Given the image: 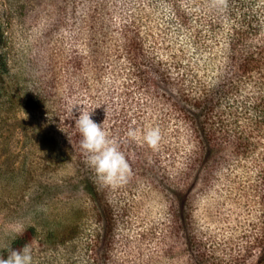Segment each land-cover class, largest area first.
Returning <instances> with one entry per match:
<instances>
[{
  "label": "trees",
  "instance_id": "trees-1",
  "mask_svg": "<svg viewBox=\"0 0 264 264\" xmlns=\"http://www.w3.org/2000/svg\"><path fill=\"white\" fill-rule=\"evenodd\" d=\"M60 2L63 30L36 39L15 32L11 8L0 0V128L26 115L36 149L20 199L29 210L62 207L61 227L29 224L0 256L29 244L32 264H106L119 231L143 223L132 205L142 186L145 197L164 202L162 236L208 262L207 242L215 240L193 226L194 196L216 167L229 178L241 166L251 191L236 193L245 196L239 204L253 244L234 264H264V0H227L222 10L210 0ZM94 85L106 90L93 92ZM72 102L110 128L130 165L127 182L104 186L86 163ZM139 124L160 128L156 149L142 132L127 138ZM24 142L16 133L3 144L21 145L25 154Z\"/></svg>",
  "mask_w": 264,
  "mask_h": 264
},
{
  "label": "rangeland",
  "instance_id": "rangeland-1",
  "mask_svg": "<svg viewBox=\"0 0 264 264\" xmlns=\"http://www.w3.org/2000/svg\"><path fill=\"white\" fill-rule=\"evenodd\" d=\"M5 1L11 8L14 29L19 35L38 39L45 33L60 34L63 30L64 24H59V21L64 16L65 9H62L63 4L60 0ZM97 88L103 92L106 90V87L94 85L93 92ZM82 102L84 103V100ZM26 117L24 114L14 115L4 128H0V250L29 224L34 223L39 228L54 226L57 229L62 226L61 206H41L29 210L23 208L26 204L25 199H20L22 185L27 179V159L31 152L36 150L31 147L33 134L29 128L32 121ZM135 130L139 138L143 132L141 125L139 124ZM107 131L111 133L110 128ZM16 133L27 142L28 150L24 151L26 155L21 152V145L3 144ZM173 160L167 159L165 162ZM170 171L175 172L176 169ZM226 171V167H216L213 178L206 186L200 187L193 201V226L207 231L215 240L207 242L209 246L207 253L210 254L208 262H195L186 256L178 242H173L171 237L167 238L168 235L162 236L160 227L163 226L164 202L154 194L145 197V189L138 186L137 198L132 205L135 213L138 210L137 214L143 223L139 226L129 224L123 231H119V239L114 242V248H111L106 264H234L237 258L246 256L244 250L253 244L246 242L249 239L246 223L249 222L250 216L246 215L247 210L242 211L239 204L245 196H239L236 192L244 194L243 191L237 190L244 186V189H248L244 191L249 194L251 180L246 179L248 171L243 173L244 177L241 176L243 172L241 166L233 170L229 178L224 174ZM152 226L156 227L154 235L150 233ZM71 243H68V246ZM48 251L49 249L41 251V254H48ZM100 253L101 249L98 248V255ZM59 255L58 253L56 258ZM77 262L75 264H81L80 260ZM84 263L87 264L85 261L82 264Z\"/></svg>",
  "mask_w": 264,
  "mask_h": 264
},
{
  "label": "clouds",
  "instance_id": "clouds-1",
  "mask_svg": "<svg viewBox=\"0 0 264 264\" xmlns=\"http://www.w3.org/2000/svg\"><path fill=\"white\" fill-rule=\"evenodd\" d=\"M210 4L212 7L222 10L226 9L227 0H210ZM74 110L79 113L78 117H75V128L81 137L79 146L86 156V163L94 170L98 180L102 185L111 188H116L127 182L131 169L117 141L110 138L104 130L103 124H98L92 119V111L87 110L86 105L72 102L68 109L70 118H73ZM61 131L64 130L61 128ZM126 136L131 140H136L138 133L135 129L130 128ZM142 139L149 147L156 149L162 139L160 128L157 126L144 129ZM7 249L8 256L6 259L0 256V264H32V252L29 244H25L21 249H12L10 246Z\"/></svg>",
  "mask_w": 264,
  "mask_h": 264
}]
</instances>
